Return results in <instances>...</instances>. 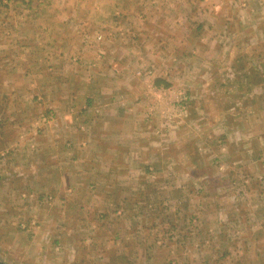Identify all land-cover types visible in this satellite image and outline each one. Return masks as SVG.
<instances>
[{
    "label": "rangeland",
    "instance_id": "rangeland-1",
    "mask_svg": "<svg viewBox=\"0 0 264 264\" xmlns=\"http://www.w3.org/2000/svg\"><path fill=\"white\" fill-rule=\"evenodd\" d=\"M65 1L0 0V259L5 264H264V232L254 249H234L231 233L217 238L214 232L216 211L264 212V5L255 9L258 2L250 0L244 8L238 0L224 13L211 10L207 16L195 8L155 11L159 24L146 30L147 41L133 44L142 46L144 54L130 58L135 61L130 67L149 87L157 75V84L167 91L148 92L151 100L142 115L153 118L141 131V122H127L126 131L135 139L128 137L126 143L140 150L137 160L156 164V170L125 173L119 180L126 183L123 192L137 202H127L125 216L114 219L107 210L114 204L90 196L84 186L68 184L76 171L81 181L91 177L78 170L72 150L63 153L66 143L81 137L80 131H61L57 123L58 103L66 105L73 98L82 102L89 95L84 89L88 59L79 58L82 62L75 68L69 52L63 58L52 54L54 41L47 39L58 21L47 5L59 3V9ZM216 2L225 0L206 3ZM115 11L97 10L92 16L120 20ZM143 12L154 17L149 7ZM135 15L129 19L138 22ZM201 16L213 26L195 25L202 23ZM96 33L101 36L99 42L94 40L98 46L104 40ZM7 35L14 37L9 43ZM25 35L33 37L19 44ZM114 43L118 47L120 42ZM109 44L113 46L105 43L108 49ZM140 70H151V77L142 79L136 74ZM77 74L81 77L73 78ZM99 77L116 83L112 75ZM93 95L98 99L104 92ZM161 103L166 108L161 109ZM69 108L63 109L66 116ZM166 113L179 119L165 118ZM133 128L137 133H130ZM171 161L175 168L167 167ZM104 173L97 171L96 179H108ZM220 175L223 195L220 187L216 191ZM182 183L186 194L174 185ZM97 192L103 195L101 187ZM170 202L182 210L173 223L166 208ZM182 213L198 219L179 217ZM244 219L240 223L245 224ZM234 236L240 242L250 237ZM124 243L128 246L122 249Z\"/></svg>",
    "mask_w": 264,
    "mask_h": 264
},
{
    "label": "crops",
    "instance_id": "crops-1",
    "mask_svg": "<svg viewBox=\"0 0 264 264\" xmlns=\"http://www.w3.org/2000/svg\"><path fill=\"white\" fill-rule=\"evenodd\" d=\"M120 1L122 0H104V2L98 3L93 2L92 0H67L65 1V5H62L61 3L59 9H56L59 3L47 5L48 8L52 7V10H54V14L58 20L54 24V35L52 38H47L49 41H54L52 54L63 58L66 56V53L69 52L68 54L72 59V63L75 65V68H77L76 62H82L80 59L83 57L87 58V62H89L87 66H85L88 74V83L84 86V89H88L89 95H87V97L82 102L77 101V103H75L73 101L74 98L71 99L70 102L66 104L68 107H70V112L67 116L63 110L66 108V105L62 104L61 102L58 103V108L61 113L57 121L58 127H60L61 131L63 128H70V130L73 131V127H75L80 131L79 134H81V137L76 141H70L69 143H66L67 145L63 153H66L68 150H72L73 157L76 159L75 162L78 164V170L81 169L82 173L91 177V179H89V177L86 176L87 181H85V179L81 181L78 178L80 173H78L79 171H76V176H73L75 180L70 181L68 184L73 188H78L80 185L84 186L86 187L85 190L90 189V196L92 195V197L102 200L106 205L107 203H112V205L114 204L115 208L107 209L109 211L108 213L114 215V219L118 218V215L125 216L123 207L127 202L131 201L134 203V205L137 202L135 196L125 195V192H123L124 188L122 186L126 185V183L120 182L119 180L124 179L125 173L128 172V170H156V164L152 162L144 163L140 159L137 160L136 154L140 153V150L136 151V149L131 148L126 143L128 137H132V141L135 139V136H129V133L126 131V124L127 122L129 123L131 121L139 124L141 122V126L138 127V129L141 131L142 125L147 122H151L153 118V116L150 117V115L145 117L142 115V110H144L145 105H147L149 100H151V98H149L148 92L151 91L152 93V91H155V93H157L158 91H167V88L161 87V85L157 84V82L160 80L157 78V75L156 77L152 78L150 87L148 86V83L146 84V82H139L138 79H136L138 77L135 78L132 75L133 69L131 70V67L135 61H130V58L136 59L138 57L141 59L142 55L144 54L142 46L133 44L140 40L147 41L144 35L149 33L146 30L149 27L150 30H152L153 25L158 26L159 20H155L157 18L155 11L158 12L163 7H166L167 9L171 8L172 10H190L191 8H195V10L200 14L207 16L211 10L212 12L214 11L215 14L218 12L224 13V11L230 9L231 6H235V3H237L238 0H225L224 4L221 2H216L213 3L212 6H209L206 3L207 0H197V2L189 0L187 1L188 3L184 2V0H166L165 3L162 1L160 3L159 0H134L132 2L131 0H123V3H120ZM254 1L258 2L259 4V6L255 9H259V7L261 8L264 5V0ZM192 2L194 3L193 7H191ZM249 2L250 0H243L241 5L244 8H248ZM30 6L28 8H30ZM38 6H40V4ZM146 7H149V9L152 11L151 16L154 17L147 18L145 16L146 12L143 11L146 10ZM97 10L107 11L108 14H114V11L117 10L115 13L118 12L116 14H119L118 18L120 20H116V18L113 19L112 17L107 16V14L105 17L97 16L98 20H96L97 18L93 17L92 13L94 11L96 12ZM35 12H37V10H35ZM135 14L140 17V19L138 18V22L135 20L131 21L129 19ZM201 18L199 19H201L202 23L197 22L195 25L202 24L203 28L206 29H209L208 26H213V24L209 23V19L207 20L208 17L201 16ZM69 27L70 30L63 33V30ZM98 31H100V34L103 35L104 42H102L101 45L98 44V46H96L94 43L99 42L101 39V36L96 33ZM97 36H99L100 39H96ZM32 37L28 35L22 36L21 38L19 37L18 43H26L28 42L27 40L31 39ZM6 38L8 43L14 39V37L11 39L10 35H7ZM116 41L120 42L118 47H114V42ZM105 43H113V46H110L111 44H109L108 47H110L108 49L106 48ZM67 46L68 50L65 52L63 49H65ZM40 49V47H36L35 52H39ZM105 57H107V60L101 62ZM108 57L112 58V63H110ZM120 57H122V61H119ZM100 58L103 59L99 60ZM75 70L78 71L77 69ZM138 72H136V74L142 79H148L151 77V74L145 76L143 74L139 75ZM154 72L155 71H153V74ZM108 74L112 75V78L114 79L113 81L116 82L115 84H112L111 82L108 83L105 81V79L99 77ZM78 75L80 74L73 76V78H80L81 76ZM94 77L96 78V81L94 80ZM71 84V88H74L75 90V82ZM77 86L79 90L80 85L78 84ZM103 86L105 87L103 88ZM101 90H103L104 96L96 99L93 93L100 95L103 93ZM91 91H93V93H90ZM159 99L160 98H158V101ZM162 101L164 104L167 103L166 101L164 102V97H162ZM170 102L171 101H169L167 104L170 105ZM163 103L160 104L161 109L166 108L163 106ZM173 105L177 107L178 103ZM150 109L152 108L148 107L147 110ZM157 111H159V109ZM155 117L160 118L158 114ZM165 118L176 120L179 119V116L177 114L166 113ZM65 120H68L67 122L69 123H73V125H70ZM182 121H184V119ZM164 124L169 126L170 121L167 120L164 122ZM61 131H58L59 134H62ZM130 133H137L136 129L133 128ZM169 135L171 134L169 133ZM140 137H142V134H140ZM135 142H139L141 144V142L137 139ZM67 153L69 154V151ZM172 165L173 163L171 161L167 164V167L171 166V168H175V165L174 167ZM100 170L106 172L104 174L108 176V179H96L97 171ZM220 176V183H218L216 191L218 190V187H220V190L223 189L220 192L223 195V192H225V182L223 175ZM116 180H118V182ZM188 183L189 181L186 184ZM62 184L66 185L65 182ZM154 184H156V181ZM186 184L182 183V185H174L181 187L184 194H186ZM98 187H101L103 195H98ZM106 188H108V191ZM22 195L25 196V194ZM100 196L102 197L100 198ZM220 200H223V198ZM166 208L170 210L168 215H171L172 221H170V223H173V218L175 215H179L182 210L178 209L174 205V202H170V205H167ZM103 211L105 212L106 210L103 209ZM192 212L194 211H191L190 213ZM189 214L182 213L179 217L187 218V220L192 219V221L198 219L197 216L194 217L193 214ZM215 216L216 224L214 227V232L217 233L216 237L222 238L226 233H231L230 236L234 237L235 242H233V245H230L234 249H247V247L254 249L255 242L257 239H259V234L264 232V212L260 215H257L254 213V211L250 210L237 211V209H231L229 211H216ZM132 218H134V216H132ZM243 218H245V224L240 223ZM158 219L159 218L156 216V220ZM255 220L258 221L254 222ZM203 223L204 225L206 224L205 221ZM130 232L131 230L128 231V233ZM243 233L250 235V237H247L245 241L240 242V240L234 235ZM87 241L88 240H84L86 245L95 247L93 243L91 244ZM126 246L128 245L124 243L121 245V248L125 249ZM74 248L75 251H77L78 247H76V245ZM229 248L230 246L228 249ZM45 257L46 256L44 255L43 261H45Z\"/></svg>",
    "mask_w": 264,
    "mask_h": 264
},
{
    "label": "built area",
    "instance_id": "built-area-1",
    "mask_svg": "<svg viewBox=\"0 0 264 264\" xmlns=\"http://www.w3.org/2000/svg\"><path fill=\"white\" fill-rule=\"evenodd\" d=\"M96 39H100V37L97 36ZM138 74H139V75H140V74H143V75H145V76H148V75L151 74V71H149V70H140V72H138Z\"/></svg>",
    "mask_w": 264,
    "mask_h": 264
},
{
    "label": "water",
    "instance_id": "water-1",
    "mask_svg": "<svg viewBox=\"0 0 264 264\" xmlns=\"http://www.w3.org/2000/svg\"><path fill=\"white\" fill-rule=\"evenodd\" d=\"M0 264H5V263L0 259Z\"/></svg>",
    "mask_w": 264,
    "mask_h": 264
},
{
    "label": "trees",
    "instance_id": "trees-1",
    "mask_svg": "<svg viewBox=\"0 0 264 264\" xmlns=\"http://www.w3.org/2000/svg\"><path fill=\"white\" fill-rule=\"evenodd\" d=\"M123 253V252H122ZM111 264V263H110ZM168 264V263H167Z\"/></svg>",
    "mask_w": 264,
    "mask_h": 264
},
{
    "label": "bare ground",
    "instance_id": "bare-ground-1",
    "mask_svg": "<svg viewBox=\"0 0 264 264\" xmlns=\"http://www.w3.org/2000/svg\"><path fill=\"white\" fill-rule=\"evenodd\" d=\"M83 144V143H82ZM67 145V144H66Z\"/></svg>",
    "mask_w": 264,
    "mask_h": 264
}]
</instances>
